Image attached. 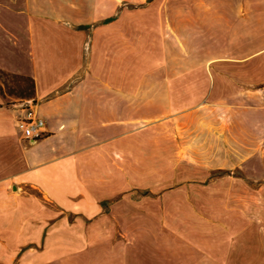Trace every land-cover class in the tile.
<instances>
[{
	"label": "crops",
	"instance_id": "1",
	"mask_svg": "<svg viewBox=\"0 0 264 264\" xmlns=\"http://www.w3.org/2000/svg\"><path fill=\"white\" fill-rule=\"evenodd\" d=\"M137 11L157 13L149 20L163 25L164 61L146 74L135 65L128 80V65L111 63V41L127 39ZM261 60L264 0H0V70L35 89L9 106L0 95V264H264V221L249 210L207 220L190 190H158L182 157L162 149L157 126L197 112L177 108L196 71L210 78L206 102L264 118ZM221 61L251 75L225 77ZM22 103L46 121L36 142L16 128ZM176 130H163L172 144L184 135ZM129 212L148 223L123 222Z\"/></svg>",
	"mask_w": 264,
	"mask_h": 264
},
{
	"label": "rangeland",
	"instance_id": "2",
	"mask_svg": "<svg viewBox=\"0 0 264 264\" xmlns=\"http://www.w3.org/2000/svg\"><path fill=\"white\" fill-rule=\"evenodd\" d=\"M153 15L156 16L157 13L129 12L127 16L132 19H127V23L122 27V30L127 32V39L111 41V63L127 64L128 80L132 79L135 65L141 64L143 74H146V70L153 64L164 61L163 25L150 23L149 19ZM135 17L139 18L137 24ZM102 53L101 50L98 53L100 59ZM221 62L225 64L223 68L226 70L221 73L225 77L237 74L240 79L246 80L247 75H251V72L248 73L245 68L238 72L230 71L231 61ZM253 75L255 88H263V60L256 62ZM186 79H189L190 85L184 90L178 89L180 93L184 91V94L180 95L177 108L185 112L189 110L197 112L192 115L186 114L182 123H178L181 121L177 120L174 126L167 121L158 123L157 126L162 129L158 136L162 149L167 151L168 147L174 145L176 159L182 157L180 162H175L174 179H168L167 183L158 187V190L162 192L190 190L196 197L191 202L201 203L206 209L208 208L205 215L207 220L221 219L224 211L232 213L237 210H249L256 223L262 225L264 221V118L258 114L247 116L241 113L232 117L230 104L215 102L213 99L206 102L210 78L205 71L193 72ZM229 88L230 85L226 84L224 90L229 91ZM34 92V83L31 79L0 70V95L6 99V106L32 99ZM167 128L179 129L184 135L174 136V144H172V137L167 136L163 131ZM148 170L150 169L144 167V174ZM152 171L158 177H166L167 172L173 173V169L167 168H154ZM146 192L150 190H140L138 194L142 196V193ZM174 202L179 207L183 204L182 198H176ZM129 213L123 218V222L148 223L145 218H140L136 213ZM67 218V223L75 222V217L68 215ZM174 218L175 223H182L183 216L176 215ZM119 219L120 217H116L114 220L119 222ZM65 233L72 234V232L64 231Z\"/></svg>",
	"mask_w": 264,
	"mask_h": 264
},
{
	"label": "built area",
	"instance_id": "3",
	"mask_svg": "<svg viewBox=\"0 0 264 264\" xmlns=\"http://www.w3.org/2000/svg\"><path fill=\"white\" fill-rule=\"evenodd\" d=\"M20 117L16 120V128L23 140L36 142L46 136V121L40 117L34 104L22 103L19 106Z\"/></svg>",
	"mask_w": 264,
	"mask_h": 264
}]
</instances>
